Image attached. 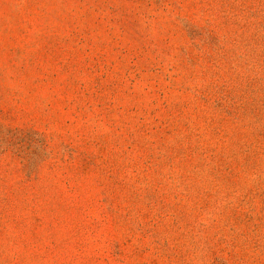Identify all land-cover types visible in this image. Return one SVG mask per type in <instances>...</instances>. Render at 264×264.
Masks as SVG:
<instances>
[{
  "label": "rangeland",
  "instance_id": "374dc122",
  "mask_svg": "<svg viewBox=\"0 0 264 264\" xmlns=\"http://www.w3.org/2000/svg\"><path fill=\"white\" fill-rule=\"evenodd\" d=\"M0 264H264V0H0Z\"/></svg>",
  "mask_w": 264,
  "mask_h": 264
}]
</instances>
